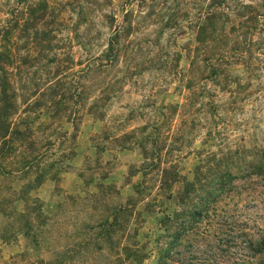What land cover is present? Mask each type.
<instances>
[{
  "label": "rangeland",
  "instance_id": "374dc122",
  "mask_svg": "<svg viewBox=\"0 0 264 264\" xmlns=\"http://www.w3.org/2000/svg\"><path fill=\"white\" fill-rule=\"evenodd\" d=\"M222 1L228 11L248 4L247 9L258 12L257 19L264 21V0ZM205 2L74 0L75 8L86 9L83 36L89 45L82 49L72 42V56L81 63L71 70L85 67V57L106 46L111 29L99 12H113L121 21L124 10L130 9L133 29L117 60L106 67L83 68L86 75L75 78L80 103L70 102L69 116L68 109L54 112L45 105L32 107L18 97L9 122L20 128L27 124V130L0 138V264H154L156 246L162 242L159 235L164 233L162 220L177 209L175 193L184 179H191L198 158L209 152V156L213 153L211 166L218 172L220 156L230 152L228 168L233 174L229 180L243 186L238 209L255 214L251 202L261 198L264 179L250 173V161H258L264 148V72L254 69L249 75L241 62L227 65L248 93L232 111L221 112V119L228 121L223 127L219 119L212 136L206 134L210 117L199 107L201 97L190 105L180 79L196 36L189 22ZM167 21L171 26L163 25ZM71 72L63 77L66 85L72 82ZM11 79L19 93L23 85L29 86L22 79V68L21 77ZM112 79H119V89L100 101L94 113L88 112L86 106L96 91ZM190 116L194 117L191 125ZM142 128L145 133L156 128L150 133L154 143L149 138L135 142ZM153 146H158L162 158V152L168 151V160L176 164L178 177L168 187L171 196L157 186L158 176L146 165L155 159L150 154ZM26 158L31 162L27 164ZM208 182L211 186L216 180ZM236 199L221 195L214 203L230 207ZM135 251L145 252L139 263L134 260Z\"/></svg>",
  "mask_w": 264,
  "mask_h": 264
},
{
  "label": "trees",
  "instance_id": "16d2710c",
  "mask_svg": "<svg viewBox=\"0 0 264 264\" xmlns=\"http://www.w3.org/2000/svg\"><path fill=\"white\" fill-rule=\"evenodd\" d=\"M73 2L0 0V138L5 139V135L12 134L17 136L27 130V124L20 128L12 127L9 122L18 105V97L25 105L32 107L45 105L54 112H66L68 109L69 116L73 107L70 102L77 100L80 103L79 80L75 81V78L86 75L83 68L106 67L117 60L122 47L126 45L124 40L133 29L128 20L130 9L124 10L121 21L116 19L113 12H99L111 29L106 46L95 55H87L85 67L71 70L77 68L75 64L81 63L72 56V42L75 41L82 49L89 45L83 36L86 33L83 29L87 28L86 9L75 8ZM219 3L224 7H220ZM241 6L239 10L228 11V6L222 0H206L189 22L196 36L187 73L181 71L180 79H184L183 85L188 90L185 96L190 105L196 97H201L199 107L204 115L210 117L206 129L209 136L218 131L216 122L221 119V112L232 111L239 106L241 97L248 93L247 88L238 82V77L227 69V65L241 62L249 75L253 74L254 69L264 72V21L257 19L258 12L247 9L248 4ZM73 11L74 18L67 20ZM182 12L184 16L187 15L186 10ZM170 21L163 25L171 26ZM178 58L179 53L174 56V65H177ZM21 68L22 79L29 81V86L23 85L22 93H19L12 84L11 76L20 78ZM69 71H72V82L68 80L66 85L63 77H67ZM118 80L112 79L99 87L86 106L88 112L94 113L100 101L109 99L110 94L119 89L120 84H116ZM197 82V85L194 84ZM208 83L214 85L216 90L210 88ZM223 92L226 93L225 97ZM68 99L70 104L65 102ZM24 109L32 110L29 107ZM162 116L165 119L169 117L165 114ZM193 119L190 116V125ZM220 121L225 127L224 123L228 120L225 117ZM182 122L187 121L184 118ZM155 129L146 131L148 133L140 129L141 134L135 136V142L139 144L149 138L154 143L155 138L151 134L156 132ZM117 145L124 146L120 143ZM226 151L220 156L222 164L219 172L212 168L210 160L213 153L209 156V152L205 157L198 158L191 179H184L176 191L174 200L177 209L162 220L164 233L159 235L162 242L156 246L154 264H264V189L258 202H251L255 214L241 212L237 200L241 198L243 186L229 180L233 172L228 168V162L231 163L232 159L230 152ZM162 153L163 158L158 146H153L150 154L155 159L151 158L146 165H149V170L155 171L154 177L158 176L157 186L166 189V196H171L168 187L177 179L178 173L176 164L168 160L170 153L166 150ZM29 159L25 160L27 164L31 162ZM250 165V173L264 179V148L261 158L251 160ZM204 178L208 181L213 178L216 182L210 186ZM204 187L210 188L201 194ZM221 195L237 199L230 207H218L214 202ZM106 224L110 225V221ZM133 255L139 263L145 252L135 251Z\"/></svg>",
  "mask_w": 264,
  "mask_h": 264
}]
</instances>
